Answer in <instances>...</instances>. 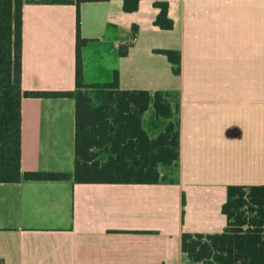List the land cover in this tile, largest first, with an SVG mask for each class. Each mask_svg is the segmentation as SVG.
I'll return each instance as SVG.
<instances>
[{
	"label": "crops",
	"instance_id": "crops-1",
	"mask_svg": "<svg viewBox=\"0 0 264 264\" xmlns=\"http://www.w3.org/2000/svg\"><path fill=\"white\" fill-rule=\"evenodd\" d=\"M154 1L81 3L83 77L117 70L121 88L166 92L179 110L159 117L151 102L142 124L154 137L178 122L179 159L156 183L77 182L74 98L23 97L22 170L70 175L0 181V264H190L181 234L223 231L226 186L264 184V0H166L171 29ZM75 44L74 3L25 0L22 88L74 89ZM156 48L181 51L179 74Z\"/></svg>",
	"mask_w": 264,
	"mask_h": 264
},
{
	"label": "trees",
	"instance_id": "trees-1",
	"mask_svg": "<svg viewBox=\"0 0 264 264\" xmlns=\"http://www.w3.org/2000/svg\"><path fill=\"white\" fill-rule=\"evenodd\" d=\"M58 1V0H52ZM76 6L75 88L27 90L21 85L22 7L25 0H0V181L65 179L69 173L21 168V101L25 96H69L75 100L73 179L77 182L156 183L162 177L159 164L179 159L178 122L169 121L151 137L142 116L152 102L159 117L169 118L173 109L161 90L121 88L115 70L110 81L86 83L82 47L87 38L80 32V5L89 0H60ZM140 0H123V10L138 8ZM159 9L154 24L173 28L166 0H155ZM131 41L120 44L127 53ZM181 72V51L156 48ZM222 212L227 224L213 233L183 232L181 249L190 264H264V184H228Z\"/></svg>",
	"mask_w": 264,
	"mask_h": 264
}]
</instances>
